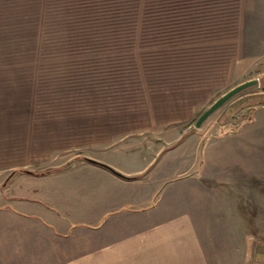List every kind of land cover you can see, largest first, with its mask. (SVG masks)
<instances>
[{
	"label": "rangeland",
	"instance_id": "obj_1",
	"mask_svg": "<svg viewBox=\"0 0 264 264\" xmlns=\"http://www.w3.org/2000/svg\"><path fill=\"white\" fill-rule=\"evenodd\" d=\"M258 104L264 0H0V264H149L156 253L118 239L186 219L188 200L179 212L173 190L188 176L215 180L204 146L253 119ZM252 176L231 192L253 231L254 264H264V177ZM150 206L163 212L132 222L136 207ZM45 220L60 222L58 250L50 243L52 258L25 259L19 231L31 221L42 225L30 231L46 232ZM28 235L40 256L47 235Z\"/></svg>",
	"mask_w": 264,
	"mask_h": 264
},
{
	"label": "crops",
	"instance_id": "obj_2",
	"mask_svg": "<svg viewBox=\"0 0 264 264\" xmlns=\"http://www.w3.org/2000/svg\"><path fill=\"white\" fill-rule=\"evenodd\" d=\"M251 108H253V119H242L234 128L225 129L215 140L204 146L203 161L210 170L217 172L218 176L215 180L211 178L209 182H205L199 177L188 176L185 184L173 190L171 203L178 207L179 212H181V202L188 200L186 219L174 218L165 223L143 227L140 231L120 237L117 241L119 247L127 246L136 251L149 250L151 253H156L148 258L149 264H254L249 244L247 246V240L253 237V231H250V235L247 234L249 220L241 215L240 206L231 192L233 189L247 186V176L256 175L257 179L264 177V104L254 105ZM200 136L210 138L206 134ZM258 194L260 199L264 200V188H261ZM256 204L253 202L254 206ZM224 207H228L234 216H227L223 212ZM152 208L151 206L136 207L134 214L130 215L132 222L143 224L147 219H154L163 212V210L154 212ZM106 220H103L102 226ZM125 220L126 218H120L114 221L111 228L125 225L121 224ZM42 222L43 227H48L50 230L30 231L31 227H39L42 224L25 221V225L19 231L20 247L22 250L24 248L25 259L52 258L45 254L50 243L53 244L51 246L53 251L57 249L56 226H60V222H52V220ZM30 223L33 224L29 225ZM234 226L241 227V233L235 232ZM111 228L107 229L106 234L116 237L115 231ZM59 232L61 233L58 230ZM35 233L47 235L44 236L45 242L35 245L36 249L42 244L46 247L45 251L38 249L40 256H31L29 253L28 234ZM248 252H251V255Z\"/></svg>",
	"mask_w": 264,
	"mask_h": 264
},
{
	"label": "water",
	"instance_id": "obj_3",
	"mask_svg": "<svg viewBox=\"0 0 264 264\" xmlns=\"http://www.w3.org/2000/svg\"><path fill=\"white\" fill-rule=\"evenodd\" d=\"M259 81L257 79H252L246 82H243L239 85H237L236 87H234L233 89H231L230 91H228L226 94H224L223 96H221L218 100H216V102H214V104L212 106H210V108H208L206 111L203 112V114L199 117V119L196 122V126L200 127L203 122L214 112L216 111L218 108H220L221 106H223L228 100H230L232 97H234L235 95L239 94L240 92H242L243 90H245L248 87H251L253 85H256ZM89 161L93 162V163H98L104 167H107L111 170H113V168H111L109 165L100 162L96 159L93 158H87Z\"/></svg>",
	"mask_w": 264,
	"mask_h": 264
},
{
	"label": "trees",
	"instance_id": "obj_4",
	"mask_svg": "<svg viewBox=\"0 0 264 264\" xmlns=\"http://www.w3.org/2000/svg\"><path fill=\"white\" fill-rule=\"evenodd\" d=\"M57 170H59V168H56V169H54V170H51V171H57ZM30 172V173H35V172H31V171H29V170H25V171H23V172ZM51 171H47L46 173H48V172H51ZM17 172V171H16ZM43 173V172H42ZM42 173H40V174H42ZM39 174V175H40ZM35 175H37L36 173H35Z\"/></svg>",
	"mask_w": 264,
	"mask_h": 264
}]
</instances>
